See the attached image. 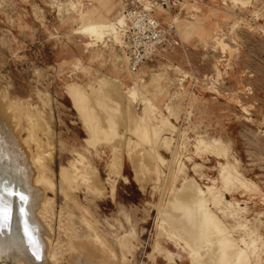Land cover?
<instances>
[{"label":"rangeland","instance_id":"obj_1","mask_svg":"<svg viewBox=\"0 0 264 264\" xmlns=\"http://www.w3.org/2000/svg\"><path fill=\"white\" fill-rule=\"evenodd\" d=\"M179 1L155 11L176 28L179 44L133 73L117 29L126 0H0V106L19 122L23 153L42 161L38 216L50 264H98L87 263L88 250L116 264H219L215 234L213 245L193 242L203 231L193 228L202 216H194L200 213L193 208L192 178L204 190L215 184L233 203L235 217L214 210L236 249L250 247L244 264H264V0ZM106 19L119 39L104 44L85 26ZM74 82L87 91L77 102L68 88ZM120 82L138 93L130 95ZM146 99L154 105L147 125L141 118ZM81 102L97 114V136L109 142L90 144ZM139 121L165 143L152 149L148 134L136 133ZM202 140H219L223 149ZM226 163L239 179L232 185L221 179ZM182 220L191 221V231L182 230ZM90 233L112 249L102 251ZM177 234L190 238L196 255ZM12 250L6 264L24 251Z\"/></svg>","mask_w":264,"mask_h":264},{"label":"bare ground","instance_id":"obj_2","mask_svg":"<svg viewBox=\"0 0 264 264\" xmlns=\"http://www.w3.org/2000/svg\"><path fill=\"white\" fill-rule=\"evenodd\" d=\"M158 6H160V5H158ZM158 6L156 8H158ZM162 10L166 11V10H164V8H162ZM117 24H118L117 29H118V27L124 25L123 14L118 17ZM115 26H116V24L111 22L109 19H106L103 21L90 22V24L85 26V29L91 30L92 33H94L97 37H99L104 44H107L108 41H111V38H115V39L118 38L119 39V35L116 32ZM169 26L173 27L175 32H176V28L173 26V24L169 25ZM107 37H108V39H107ZM121 37H122V35H121ZM121 47H122V45H121ZM122 52L124 53L123 49H122ZM125 56L127 57L126 54H125ZM143 64H141L137 68L136 71H132V70L131 71L133 73H139V71L142 68L141 66ZM115 76H116L115 79L119 82L120 78L117 77V75H115ZM116 80H112V81H116ZM143 82H144V80H143ZM105 85H107V83H105V82H101V84H100L101 87H104ZM122 86H124L127 89L128 93L132 96L138 93V91L136 90L135 87H128L126 84H122ZM68 88H69L70 92L72 93V96H74L76 102L79 100L81 95H85L87 92L85 90V88L82 85L78 84L77 82L69 84ZM130 95H129V97H131ZM140 95H142V94L140 93ZM138 97H140V96L138 95ZM143 98H146V97H143ZM107 104H109V103H107ZM0 105H2V104H0ZM10 105H12V104H10ZM3 106H5V105L3 104ZM144 106H145L144 107L145 109H144L143 114L141 115V118L144 119L142 122L146 121L145 123L147 125L148 121L152 120V118H153L152 107L154 105L149 100L146 99ZM1 107L2 106H0V261L2 264L4 261L9 259L10 253L11 252L13 253V250H12L13 246L18 245V246H22V249L24 251L20 256H18V253L16 252L17 255L14 257L15 258V262L13 261L14 264H50L48 261V259H49L48 257L49 256L53 257V254L51 251H49L50 249H48V247H47L48 241H46V237H45L47 234L45 235L44 229H43L44 227H43L42 222L38 216L39 209L41 208V206H39V205H41V202L44 201V200H42V197L44 194L41 192L42 190H40L36 186V184L39 181H45L46 180V175H45L43 166L41 164L42 161L39 157L40 155L38 156L37 154L30 153L31 155L29 156L27 154L28 150L26 151V154L23 153L24 150H26V147H24L22 140L20 139V134H19L20 132H18L19 130L17 131L16 126L19 124V122H18V124L13 122L15 120V118L13 120L14 114L13 115L8 114L5 117L3 115V113L6 111L2 109L3 107L2 108ZM8 107H11V106H8V104H7V107H5V108H8ZM12 107L14 108V106H12ZM78 107H79L80 113L82 114V116L84 117V119L87 123L88 131L90 134V138H89L90 144L94 147H97L101 143L109 142V140H107L108 138H106V141L105 140L103 141L102 140V139H104L103 136H102L103 138L101 137L102 139L99 136H97V129H101L99 127L100 123L99 122H98L99 124L97 123V114L94 115L93 112L85 105L84 102L79 103ZM13 108H10V111ZM1 110H3V111H1ZM9 113H12V112H9ZM13 113H14V111H13ZM137 122H138V119H137ZM139 122L141 124H136V125L133 124L137 128L136 133L139 136L144 135V134L146 136L148 134V139H149V142L151 144V147H152V149L156 150V148H155L156 144H158L160 141H164L165 138L160 139L159 135L157 133H155V132L153 133L152 131H151L152 132L151 133V132L147 131L148 129L146 131H144L149 125L148 126L145 125L146 128L143 129V126H144L143 123L141 121H139ZM19 126H18V128H19ZM131 129H132V127H131ZM5 133L8 134V138L5 137ZM133 133H134V131H133ZM105 135L110 136V133L107 131ZM148 139H146V140H148ZM143 140H145V137H143ZM218 141L219 140H214L212 143H209V142L202 140L199 143L201 145H205L206 147H209V145L212 146V144H214L216 146H219V149L221 150V149H223V146L219 145ZM164 143H165V141H164ZM29 148H27V149H29ZM224 149H225V147H224ZM30 152H32V151H30ZM155 152L157 153V151H155ZM26 155H28V156H26ZM159 158L161 161L165 162V159H163L160 155H159ZM31 160H32V163H34L35 167L33 166V164H31ZM37 165H39V167ZM220 166H221L220 167L221 168V172H220L221 173V179L226 185H232V184H234L235 181L239 180L238 176H237V172L235 170V167H233L230 163H226L224 165L221 164ZM182 170H184L183 163H181L179 165V172ZM67 172H66V174H68ZM69 175H72V174H69ZM69 175H67V176H69ZM70 181H72V179ZM189 181H191L193 183V186L195 188V192H193L194 194L192 197L193 198V208L196 210L195 212L201 214L200 215V214L195 213L194 216L196 215L197 218L199 216L200 217L202 216L200 222H199L200 218L197 219L194 217L195 220L196 219L198 220L197 221L198 224L196 222H194L195 220H193V222L195 223L193 228L196 225V231L197 232L203 231L202 235L200 232H199L200 234L199 233L196 234V232H195L196 235L194 234V236H193L194 244H196L198 242L200 243V242L206 240L207 242L209 241L213 245V239L214 238L212 239L211 238L212 235H210V234H215L216 235V243H214V244H215V246L218 244L219 249H220V253H219L220 255H219V260H218L219 264H229V262H231L232 258H234L235 264L246 263L250 259V256H249L250 247L248 246L246 249H243V248L236 249L235 242L232 241V237L227 232L226 226L224 225L222 219L219 217V215L214 210V208H215L217 211H220V213H222L224 216L235 217V214L231 210V208H232L231 206H233V203L225 200L226 197H224L223 193L220 191V189L217 186H215V184L213 186H208L206 188V190H204L197 183V181L195 179L192 178ZM71 185H72V183H71ZM188 186H189L188 183L182 185V187L185 189ZM192 190H193V188H192ZM190 192H189V195L190 194L192 195V192L191 193ZM188 202H190V201H188ZM212 205H213V207H212ZM184 208L186 209L187 212L189 211V213H190V211L194 212L192 206L190 209V205L184 206ZM192 216H193V214H192ZM185 218H187V217H185ZM194 218H191V219H194ZM187 219H189V218H187ZM191 219H189V220H191ZM189 220H188L189 223L187 224L188 226H186L187 221L185 222L184 220H182L185 223V224L184 223L181 224L182 230H183V227H184V229L186 227L189 229L190 225L192 226V224H190L191 221H189ZM180 223H182V222H180ZM183 225H185L186 227ZM175 227L178 228V226H175ZM197 227H198V229H197ZM193 228H192V232H193ZM235 228H237V225H235ZM188 229H185L184 231H186V230L188 231ZM189 231H191V228L189 229ZM45 232H47V231L45 230ZM192 232H190V233L192 234ZM48 233H49V231H48ZM88 236L99 238L98 235L95 233H92V234L90 233ZM183 236L180 235L179 236L180 238H178V234H177V235H175V238L177 240L179 239V241H180L181 239L184 238ZM181 237H183V238H181ZM186 237L187 236H185L184 239H186ZM48 238H49V236H48ZM99 240H100L99 247L101 244V246L104 248V249H102V251L103 250L105 251V248H106V250L107 249L109 250V248H111V247H109L110 245H108L107 241H104L105 240L104 238L103 239L99 238ZM189 240H190V238L186 239V246L191 248L190 255L194 256L197 254V252L190 245L192 242L190 243ZM179 241H178V243H179ZM199 245H198V247H199ZM194 247H195V245H194ZM216 249H218V248L216 247ZM232 250L236 251L234 256L232 255ZM90 251L91 250H88V252L86 251L87 254H85V257H86L85 259L87 260V263H88V261H90L92 263L95 262L98 264H116L115 262L114 263L110 262L111 261V260H109V258L111 257L110 255H109V257L106 254L98 256V253L96 255L95 254L93 255L92 254L93 251L91 253H90ZM19 252H20V250H19ZM102 254H104V253H102ZM167 256L170 257L171 255L167 254ZM72 258H74V256H72ZM93 258H95V259L93 260ZM83 259L81 258L82 261H83ZM81 260L75 259L74 261H78L76 263H80L79 261H81ZM121 261L124 262L125 260L124 261L121 260ZM199 262H201V261H199ZM6 263L4 262L3 264H6ZM84 263H86V261ZM124 263L126 264V262H124ZM120 264H122V263H120Z\"/></svg>","mask_w":264,"mask_h":264},{"label":"built area","instance_id":"obj_3","mask_svg":"<svg viewBox=\"0 0 264 264\" xmlns=\"http://www.w3.org/2000/svg\"><path fill=\"white\" fill-rule=\"evenodd\" d=\"M179 0H126L122 14L124 25L118 27L122 35V49L132 71L153 58H165L179 44L173 27L163 24L155 15L158 5L172 7Z\"/></svg>","mask_w":264,"mask_h":264},{"label":"crops","instance_id":"obj_4","mask_svg":"<svg viewBox=\"0 0 264 264\" xmlns=\"http://www.w3.org/2000/svg\"><path fill=\"white\" fill-rule=\"evenodd\" d=\"M117 20H118V19H117ZM117 20H116V21H117ZM116 21H115V22H116ZM125 59H126L127 65H128V61H127V60H128V58L126 57Z\"/></svg>","mask_w":264,"mask_h":264}]
</instances>
